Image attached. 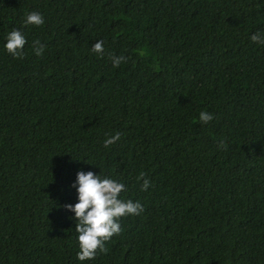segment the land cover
I'll return each mask as SVG.
<instances>
[{"label":"trees","instance_id":"trees-1","mask_svg":"<svg viewBox=\"0 0 264 264\" xmlns=\"http://www.w3.org/2000/svg\"><path fill=\"white\" fill-rule=\"evenodd\" d=\"M257 31L264 0H0V264H264ZM78 169L143 206L83 261L63 207Z\"/></svg>","mask_w":264,"mask_h":264},{"label":"clouds","instance_id":"clouds-1","mask_svg":"<svg viewBox=\"0 0 264 264\" xmlns=\"http://www.w3.org/2000/svg\"><path fill=\"white\" fill-rule=\"evenodd\" d=\"M44 22L38 11H29L23 19L24 25L38 26ZM250 40L256 44L264 45V34L257 31L250 35ZM26 43L25 34L18 28L8 31L4 38L2 47L4 51L13 57L23 56V47ZM44 45L38 40L33 41V52L39 56ZM91 51L102 54L103 43L96 40L91 45ZM113 67L118 66L125 57L122 55L111 56ZM201 122H208L212 114L201 111L198 114ZM120 138V133L106 135L102 143L105 147L113 144ZM149 182L143 180L141 188H147ZM70 188L74 190L75 198L73 203H66L63 207L71 213L74 222L78 251L76 258L80 261L91 259L96 255V250H103L104 242L114 234L121 231L119 218L139 214L143 206L139 201L121 199L120 193L124 184L110 177H101L91 170H76Z\"/></svg>","mask_w":264,"mask_h":264}]
</instances>
